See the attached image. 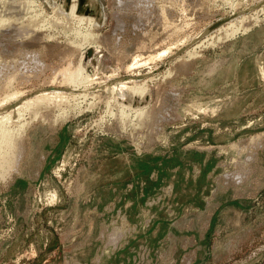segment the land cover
<instances>
[{
	"label": "rangeland",
	"instance_id": "1",
	"mask_svg": "<svg viewBox=\"0 0 264 264\" xmlns=\"http://www.w3.org/2000/svg\"><path fill=\"white\" fill-rule=\"evenodd\" d=\"M10 4L0 264H264V0Z\"/></svg>",
	"mask_w": 264,
	"mask_h": 264
},
{
	"label": "bare ground",
	"instance_id": "2",
	"mask_svg": "<svg viewBox=\"0 0 264 264\" xmlns=\"http://www.w3.org/2000/svg\"><path fill=\"white\" fill-rule=\"evenodd\" d=\"M11 1H14V0H0V23H4V22H6V21H8L9 20V18H11L10 17V15L11 14H15L16 13V10L18 9V10H20V8H16V6H18V5H15V4H13L14 6H15V8L14 7H12L13 5H11L10 4V2ZM16 2V1H15ZM13 3V2H12ZM73 5L75 4V3H72ZM21 7V6H20ZM73 7V6H72ZM74 7H75V5H74ZM16 9V10H15ZM21 9H23L22 7H21ZM72 9V8H71ZM73 10V9H72ZM15 11V12H14ZM22 13H23V11H21ZM73 12V11H72ZM21 14V13H20ZM19 14H17L16 15V18L17 17H19L18 16ZM12 16V15H11ZM13 18H15V17H13ZM82 18V17H81ZM24 19V18H23ZM79 19V18H78ZM88 63H89V60H88ZM83 67V66H82ZM69 68V67H68ZM78 68V67H77ZM81 67H79V69H80ZM78 69V70H79ZM81 70V69H80ZM82 70H83V68H82ZM67 73V72H66ZM78 73V71H73V72H68L67 73V76H65V75H62V76H65V77H67L66 79L68 80V81H72V79L74 80V78H76L75 77V75ZM82 73V72H81ZM62 74V73H61ZM63 74H65V73H63ZM80 74V73H79ZM79 74H77L76 76L77 77H79L80 75ZM79 75V76H78ZM74 77V78H73ZM80 78V77H79ZM64 81H65V78L63 79ZM66 80V81H67ZM86 81H87V79H85ZM57 81V80H56ZM74 81H76V79L74 80ZM84 81V80H83ZM73 82V81H72ZM81 82V81H80ZM69 83V82H68ZM70 84H72V83H70ZM72 86V85H71ZM80 86V85H79ZM121 86V85H120ZM123 89V88H122ZM56 94V93H55ZM60 94V93H59ZM12 95V94H11ZM14 95V94H13ZM51 95V94H50ZM58 94H56L55 96H56V98L58 97L57 96ZM10 96V95H9ZM44 96H46V95H44ZM53 96H54V94H53ZM41 97V96H40ZM126 97V96H125ZM44 98V97H43ZM42 98V100H44ZM47 98H50L49 96L47 97ZM56 98H54V99H56ZM39 99V98H38ZM38 99H34L35 100V103L37 102L36 100H38ZM41 99V98H40ZM46 99V98H45ZM124 99V98H123ZM6 100V99H5ZM47 100V99H46ZM48 101H49V99H48ZM47 101V102H48ZM56 101V100H55ZM58 101V100H57ZM38 102H40V101H38ZM4 103V102H3ZM6 103V102H5ZM33 103V102H32ZM28 104V105H27ZM52 104V103H51ZM54 104H55V102H54ZM26 105H27V108L29 107V106H31V103H26ZM45 105V104H44ZM55 105H57V104H55ZM24 106V105H23ZM41 106V105H40ZM39 107V106H38ZM23 108V107H22ZM35 108V107H34ZM31 110V109H30ZM29 110V111H30ZM18 112V111H17ZM17 114V113H16ZM19 114V113H18ZM137 115H138V113H137ZM8 116H10V115H8ZM17 116V115H16ZM19 116V115H18ZM139 116V115H138ZM11 117V116H10ZM10 117H4L3 116V118H2V120L0 121V138H1V141H0V168L1 167H3L4 165V163H7V161H10V159H9V157L11 158V156H10V151H12V149L14 148H12V146L13 145H15V144H13V143H15V142H12V138L9 140V134L10 133H8V131H6V130H4L3 129V127H2V125L4 126V124H3V122L5 121V120H8L9 121V119H10ZM9 118V119H8ZM164 119V118H163ZM8 121H6L5 123H7ZM13 122V121H12ZM11 123V122H10ZM10 125V124H9ZM6 128V127H5ZM15 130V129H14ZM13 130V131H14ZM16 131V130H15ZM10 132V131H9ZM20 133V132H19ZM18 133V134H19ZM8 134V135H7ZM21 135V134H20ZM18 136V135H17ZM4 147V148H2V147ZM16 152V151H15ZM15 155V154H14ZM18 155H20V154H18ZM14 157V156H13ZM16 157V156H15ZM15 159V158H14ZM20 159V158H19ZM12 160V159H11ZM9 163V162H8ZM7 163V164H8ZM14 163V162H13ZM9 165V164H8ZM10 165H12V164H10ZM17 165V164H16ZM6 166V165H5ZM13 166V165H12ZM8 167V166H7ZM3 169V168H2ZM14 169V168H13ZM15 170V169H14ZM7 172H8V170H7ZM0 175H1V173H0ZM5 175V174H4ZM4 175H2V176H4ZM1 176V178H3ZM3 180V179H2Z\"/></svg>",
	"mask_w": 264,
	"mask_h": 264
}]
</instances>
